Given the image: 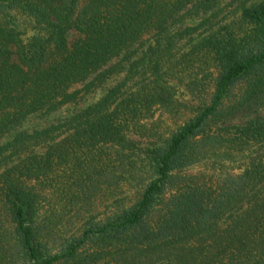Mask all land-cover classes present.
Returning <instances> with one entry per match:
<instances>
[{
	"label": "trees",
	"instance_id": "16d2710c",
	"mask_svg": "<svg viewBox=\"0 0 264 264\" xmlns=\"http://www.w3.org/2000/svg\"><path fill=\"white\" fill-rule=\"evenodd\" d=\"M224 2L0 0V138L124 74L0 143V264H264V0Z\"/></svg>",
	"mask_w": 264,
	"mask_h": 264
},
{
	"label": "rangeland",
	"instance_id": "374dc122",
	"mask_svg": "<svg viewBox=\"0 0 264 264\" xmlns=\"http://www.w3.org/2000/svg\"><path fill=\"white\" fill-rule=\"evenodd\" d=\"M229 1L230 0H225L224 3L228 4ZM222 6H224V4ZM230 9L227 8V10L225 11H228ZM71 38H73V34L70 33L67 39L70 40ZM123 75V71L117 73L111 78V80H109L103 86L92 89L87 92H84L82 90L81 84L72 86L70 91L78 92V97L75 103L62 106L53 113L44 114L42 116L29 117L21 125H19L14 130L0 138V143L7 141V139H9L16 131L31 132L34 130H39L51 124L55 125L65 121L68 117L72 116L78 111H81L99 101L106 93H108L109 90H111V88L116 86L123 79ZM176 97L179 100L185 99L184 91L181 86H178ZM185 112L186 111L181 110L178 115L173 116L167 111H155L153 118L148 120L147 123L151 125L152 131H154L156 134L165 135V133H168L174 128L175 125L180 123V121L184 117ZM132 139L134 141H137L136 137H133ZM40 151H42V149H40ZM124 195L126 196L125 200L127 203H132L135 200V196L132 190L126 191ZM103 209L104 207H98L95 213H101Z\"/></svg>",
	"mask_w": 264,
	"mask_h": 264
}]
</instances>
